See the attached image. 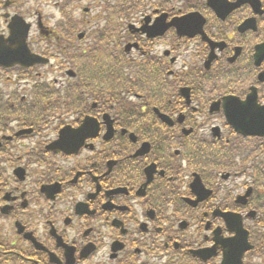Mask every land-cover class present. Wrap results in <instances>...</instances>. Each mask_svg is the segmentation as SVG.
Instances as JSON below:
<instances>
[{
	"label": "flooded vegetation",
	"instance_id": "1",
	"mask_svg": "<svg viewBox=\"0 0 264 264\" xmlns=\"http://www.w3.org/2000/svg\"><path fill=\"white\" fill-rule=\"evenodd\" d=\"M12 1L27 0L3 8ZM6 9L8 35L18 14ZM53 13L59 26L40 11L38 32L91 27L114 78L144 89L37 129L0 93V264H264V0H58ZM143 92L170 93L166 111Z\"/></svg>",
	"mask_w": 264,
	"mask_h": 264
},
{
	"label": "rangeland",
	"instance_id": "2",
	"mask_svg": "<svg viewBox=\"0 0 264 264\" xmlns=\"http://www.w3.org/2000/svg\"><path fill=\"white\" fill-rule=\"evenodd\" d=\"M1 1V0H0ZM2 3L4 4V1L0 2V5H2ZM50 16H52V14H50ZM3 28V21L0 20V29ZM195 54V52H193ZM181 59H182V63H183V60H184V50L181 51Z\"/></svg>",
	"mask_w": 264,
	"mask_h": 264
}]
</instances>
